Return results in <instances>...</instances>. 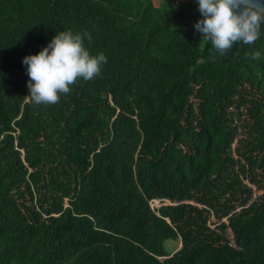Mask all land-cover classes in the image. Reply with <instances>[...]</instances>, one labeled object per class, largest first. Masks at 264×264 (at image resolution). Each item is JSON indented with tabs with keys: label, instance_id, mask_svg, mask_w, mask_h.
<instances>
[{
	"label": "trees",
	"instance_id": "16d2710c",
	"mask_svg": "<svg viewBox=\"0 0 264 264\" xmlns=\"http://www.w3.org/2000/svg\"><path fill=\"white\" fill-rule=\"evenodd\" d=\"M200 18L0 0V264H264V35L222 55ZM68 29L107 62L34 103L22 57Z\"/></svg>",
	"mask_w": 264,
	"mask_h": 264
},
{
	"label": "clouds",
	"instance_id": "9594fccd",
	"mask_svg": "<svg viewBox=\"0 0 264 264\" xmlns=\"http://www.w3.org/2000/svg\"><path fill=\"white\" fill-rule=\"evenodd\" d=\"M201 18L194 28L219 53L226 54L234 44L252 45L264 35V0H196ZM91 35L61 30L36 54L22 57L30 78L29 97L34 103L54 104L68 93L78 78L90 80L101 73L107 56L91 54L84 40ZM259 50L253 52L260 59Z\"/></svg>",
	"mask_w": 264,
	"mask_h": 264
},
{
	"label": "rangeland",
	"instance_id": "374dc122",
	"mask_svg": "<svg viewBox=\"0 0 264 264\" xmlns=\"http://www.w3.org/2000/svg\"><path fill=\"white\" fill-rule=\"evenodd\" d=\"M169 203V202H165ZM165 247L168 249L169 252H174L175 250L181 248V243L180 242H176V241H172V240H168L165 243Z\"/></svg>",
	"mask_w": 264,
	"mask_h": 264
},
{
	"label": "built area",
	"instance_id": "2783aa9c",
	"mask_svg": "<svg viewBox=\"0 0 264 264\" xmlns=\"http://www.w3.org/2000/svg\"><path fill=\"white\" fill-rule=\"evenodd\" d=\"M156 203V205L158 204V202H155Z\"/></svg>",
	"mask_w": 264,
	"mask_h": 264
}]
</instances>
